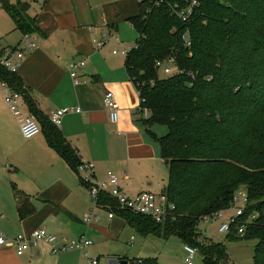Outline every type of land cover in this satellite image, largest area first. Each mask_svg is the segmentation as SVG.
<instances>
[{
    "label": "trees",
    "instance_id": "obj_1",
    "mask_svg": "<svg viewBox=\"0 0 264 264\" xmlns=\"http://www.w3.org/2000/svg\"><path fill=\"white\" fill-rule=\"evenodd\" d=\"M0 3L15 31L38 33L35 17L28 13L32 5L23 0ZM137 8L127 19L136 37L124 65L137 91V109L148 112L143 117L136 109L139 122L158 143L167 166L163 192L173 209L159 224L116 208L114 199L103 193L99 201L141 237L177 236L184 245L197 247L203 264H227L222 243L194 238L202 233L199 223L232 209L242 190L243 211L234 216L226 235L256 240L253 264H264V0H139ZM157 62L170 74L161 77ZM0 81L23 94L48 146L76 170L77 152L37 110L22 79L0 66ZM157 125L166 128L161 136L151 131ZM13 189L20 201L21 192ZM23 199L21 218L31 211ZM240 226L242 234L237 233ZM121 260L160 264L155 257L122 256L116 264Z\"/></svg>",
    "mask_w": 264,
    "mask_h": 264
},
{
    "label": "crops",
    "instance_id": "obj_2",
    "mask_svg": "<svg viewBox=\"0 0 264 264\" xmlns=\"http://www.w3.org/2000/svg\"><path fill=\"white\" fill-rule=\"evenodd\" d=\"M126 1L45 0L41 7L31 6L28 13L33 8L30 16L35 17L37 47L20 61L17 76L44 117L53 110L72 109L62 118L59 132L77 152L80 163H93L96 182L113 173L126 195L159 193L168 183L167 166L158 143L139 122L138 95L126 72L125 59L112 53L128 46L119 35L126 24L132 28L127 19L138 13L139 0L131 10ZM2 21L6 29L12 25L8 19ZM5 28L0 36L8 31ZM18 32L15 42L0 41V48L15 46L22 36ZM132 32L136 37L133 28ZM103 38L104 46L96 48L93 41ZM70 61H84L77 73L78 83L67 72ZM106 91L113 92L118 106L117 123L108 119L102 101ZM13 188L21 192L20 201ZM23 197L31 211L21 218L18 207L26 203ZM89 200L80 175L48 146L43 130L31 139L22 137L19 123L0 94V235L13 238L44 228L55 238L54 243L61 245L63 240L96 234L92 237L97 244L86 250L101 264L105 246L127 225L115 215L107 217L106 226L100 219L87 226L83 219L92 208ZM0 264H87V260L76 250L53 254L49 244L39 242L21 256L13 247L0 245Z\"/></svg>",
    "mask_w": 264,
    "mask_h": 264
},
{
    "label": "built area",
    "instance_id": "obj_3",
    "mask_svg": "<svg viewBox=\"0 0 264 264\" xmlns=\"http://www.w3.org/2000/svg\"><path fill=\"white\" fill-rule=\"evenodd\" d=\"M28 2L31 6L33 4L42 5L44 0H23ZM104 39L94 40L96 48H101L104 46ZM36 42L33 35L25 34L22 36L20 42L14 47H2L0 48V66L5 68L8 72L17 74L18 67L20 66V61L29 53L35 49ZM133 47L127 46L123 50H113V54H119L125 56L127 52ZM84 66V61H70L67 63V72L71 76L75 83H78L79 70ZM157 67L162 70L165 74H170V69L163 67L161 62H157ZM0 93L4 94V101L9 108L10 112L13 114L17 123H19L20 132L23 138L31 139L35 137L36 134L40 133V125L33 117L28 108L26 107L24 96L21 92H16L12 89L5 81H0ZM103 104L108 111V119L112 123H117L119 118V109L115 104L114 95L112 91H106L102 97ZM139 115L146 117L148 112L146 109L138 108ZM72 109L65 107L64 109L53 110L48 115V121L52 122L57 128H60L62 118L71 113ZM76 172L80 175V180L88 197H90L92 202V208H90L86 215L84 216V223L88 226L91 223L98 222L100 216L97 215L96 209L101 208L108 212L107 217L113 219L116 215L115 212L111 210L109 206L102 205L99 201V195L101 193L105 194L107 197L114 199L116 203V208L124 211H130L137 215H146L152 218L156 223L164 221L168 212L173 209V205L169 202L168 196L160 191L159 193H153L148 191H143L134 195H126L119 186V181L117 176L113 173H108L103 181H95L94 179V165L92 162H81L76 169ZM239 196H242V203L246 201L244 194L238 192L235 196L232 209H236L235 216L240 215L243 211L242 205L235 206ZM221 211L215 214L211 219L219 218ZM234 222V216L230 217L224 223H222L219 228V233H228L230 231V223ZM243 226L237 229L238 234H242ZM132 237L130 238V242ZM39 242H45L51 246V252L53 254H58L62 252H69L70 250L79 251L80 258L86 259L87 264H98L97 259H92L88 257L86 252L87 247L91 246L92 243L87 240L83 235L82 237L75 240H63L61 245L55 244V238L48 233L44 228H37L29 234H20L13 238H8L6 236L0 235V245L13 247L18 256L23 255L24 252L31 250ZM132 244V242H131ZM183 251L185 253V258L183 260L184 264H193V259L198 254V249L195 246L184 245ZM118 259H109L108 264H113Z\"/></svg>",
    "mask_w": 264,
    "mask_h": 264
},
{
    "label": "rangeland",
    "instance_id": "obj_4",
    "mask_svg": "<svg viewBox=\"0 0 264 264\" xmlns=\"http://www.w3.org/2000/svg\"><path fill=\"white\" fill-rule=\"evenodd\" d=\"M13 1V0H9ZM137 0H127L126 1V8L128 10L133 9L136 6ZM33 6V5H32ZM33 8L30 11L32 13ZM3 19H8V21L12 24L8 29H6L3 23ZM3 28L6 31L0 36V41L3 43H11L15 42L17 38L20 36L18 31L13 30V21L6 13V10L0 3V34L2 33ZM3 38V39H2ZM119 38L122 42L126 43L128 46H132L135 40L134 34L132 32V28L126 24L123 27V31ZM10 39V40H8ZM109 46H115V44L110 43ZM115 47H118L117 45ZM117 49V48H115ZM121 56V55H120ZM123 58V56H121ZM161 77L167 76L162 70L158 71ZM156 131V132H155ZM166 128L164 125H157L154 126L153 134H157L158 136L165 132ZM152 167V166H151ZM244 194L242 191L240 192ZM90 206H92L91 199ZM242 205V196L236 201L235 206ZM97 215L100 216V222L102 225L106 226V219L108 212L98 209ZM236 209H228L221 211L219 218L214 219H205V221H201L199 223V228L201 229L202 233L199 238H194L196 241H204V239L212 240L215 243H219L224 246L225 252L227 254V264H253V248L256 245L257 241L252 240H243V239H233L227 238L226 233H219V228L221 227L222 223L228 220L230 217L235 216ZM86 233V232H85ZM94 235L91 236L87 233L85 237L89 240L92 244L96 245V240L93 239ZM93 236V237H92ZM132 237V244L130 242V238ZM110 244L105 246L104 248V255L100 258L101 264H108V259L106 258L111 255H118V256H125L130 258H141L145 259L147 257H155L160 264H184L183 260L185 258V253L183 251L184 244L183 242L177 237H169L168 239L164 240L162 238H157L152 235H148L145 238L141 237L137 232H135L131 227L125 226L121 228L114 239L109 240ZM112 241V242H111ZM87 254L89 258H93L89 255L88 250ZM193 264H203L202 258L199 254L193 259Z\"/></svg>",
    "mask_w": 264,
    "mask_h": 264
},
{
    "label": "water",
    "instance_id": "obj_5",
    "mask_svg": "<svg viewBox=\"0 0 264 264\" xmlns=\"http://www.w3.org/2000/svg\"><path fill=\"white\" fill-rule=\"evenodd\" d=\"M199 230V229H198ZM117 260H115V262L113 264H116ZM121 263L125 264L126 262L125 261H120Z\"/></svg>",
    "mask_w": 264,
    "mask_h": 264
}]
</instances>
